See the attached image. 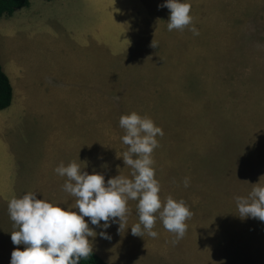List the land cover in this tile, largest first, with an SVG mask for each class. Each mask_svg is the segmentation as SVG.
Here are the masks:
<instances>
[{
    "label": "rangeland",
    "instance_id": "rangeland-1",
    "mask_svg": "<svg viewBox=\"0 0 264 264\" xmlns=\"http://www.w3.org/2000/svg\"><path fill=\"white\" fill-rule=\"evenodd\" d=\"M186 2L198 36L168 30L164 0H33L0 19V58L14 90L8 117L0 118V138L8 140L0 158L21 160L19 177L23 165L31 175L17 198L36 192L78 212L63 190L67 178L54 171L61 162H76L105 182L132 178L120 117L136 112L163 130L152 153L159 196L185 202L193 213L187 231L174 244L159 218L156 238L119 231L118 223L106 230L89 223L97 233L88 238L93 251L112 264L125 254L133 264L264 257V222L240 218L236 203L264 185V0ZM93 163L104 165L95 171ZM13 197L0 194V237L7 241L16 227L8 212ZM137 203L128 201L123 227L139 223ZM16 248L24 250L8 243L5 264ZM111 248L118 252L112 261Z\"/></svg>",
    "mask_w": 264,
    "mask_h": 264
},
{
    "label": "clouds",
    "instance_id": "clouds-1",
    "mask_svg": "<svg viewBox=\"0 0 264 264\" xmlns=\"http://www.w3.org/2000/svg\"><path fill=\"white\" fill-rule=\"evenodd\" d=\"M159 7L170 12L169 31L188 28L193 35H199L192 24L191 5L186 0H164ZM152 46L157 45L152 42ZM119 125L126 133L122 142L128 146L122 158L125 166L133 170L132 178L119 174L105 182L102 174H89L76 162L67 166L61 162L54 171L67 178L63 190L75 198L74 209L78 212L37 199L36 192L13 197L8 202V212L17 230L11 233V241L14 245H24V250L14 249L10 264H79L93 252L88 238L97 236L89 223L104 230L118 223L120 231L127 222L129 200L138 201L139 223L131 227L132 235L143 237L146 233L156 238L158 233L153 229L159 218L164 228L175 235L174 244L185 236L186 221L193 213L183 200L169 196L162 202L160 185L155 179L152 153L159 146L157 136L162 137L163 130L151 118L136 112L122 115ZM189 184L186 177L184 186L187 188ZM255 185L247 197H236L238 215L264 222V185ZM85 217L89 218L87 222ZM99 236L111 239L106 231H101Z\"/></svg>",
    "mask_w": 264,
    "mask_h": 264
},
{
    "label": "crops",
    "instance_id": "crops-1",
    "mask_svg": "<svg viewBox=\"0 0 264 264\" xmlns=\"http://www.w3.org/2000/svg\"><path fill=\"white\" fill-rule=\"evenodd\" d=\"M5 58L7 59V57H5ZM0 61H1V58H0ZM2 66H3V64H2ZM3 69L8 75V71L5 70L4 66H3ZM10 80H11V78H10ZM11 83H12V81H11ZM12 86H13V84H12ZM17 91H19V87H17ZM13 93H14V90H13ZM5 117H8V108L4 109V110H0V118L2 119V118H5ZM6 129H7V127H6ZM7 142H8L7 138H5V139L0 138V146L7 147ZM6 154L8 155V153H6ZM20 162H21V160H16V159H13L12 157L0 158V194L8 193V198H10L12 196H15V197L20 196V189H21V186L23 184V179L25 177L28 178V177L31 176L29 174V172L26 170V167L23 165L22 166V170L24 172V176L19 177L18 173H21V171L19 172V170H20V166H19ZM103 165H101L100 163H93V164L90 165V167L93 170L97 171ZM107 165H112V164H106V166ZM107 174L108 173H106V175ZM15 185L19 186V191L17 193H16ZM27 185H29L28 182H27ZM36 191L39 192V189L37 188ZM130 215H131V218L133 220L137 221L135 208L132 209V211L130 212ZM132 226L133 225H129L127 227H122V229L131 230ZM11 230H12V232L16 231V227H12ZM263 239H264V235H263ZM7 240H4L3 238L0 237V251L6 252L4 254H0V264H5L8 261V253H7L8 252V243H10L11 240H9V241H7ZM258 241H259L260 245L264 244V240L259 239ZM213 245H216V247H217V246L220 245V242H217V243H215ZM18 247H21V246H18ZM115 247H116V249H121L120 245H115ZM254 249L258 252V247H254ZM116 253H118L117 250L114 251L113 248H111L110 251L107 252L108 258H110V260H111L112 259V255L116 254ZM125 255L127 256V259L125 260V256H124V258H123L124 260L120 264H133L135 262L132 259H130L127 254H125ZM246 259L247 260H239L235 264H239L241 261H242V264H264V257L261 254H259L256 257H246ZM106 261H109V259L106 260Z\"/></svg>",
    "mask_w": 264,
    "mask_h": 264
},
{
    "label": "trees",
    "instance_id": "trees-1",
    "mask_svg": "<svg viewBox=\"0 0 264 264\" xmlns=\"http://www.w3.org/2000/svg\"><path fill=\"white\" fill-rule=\"evenodd\" d=\"M33 0H0V19L4 16H13L21 8H28ZM50 1V0H48ZM13 101V86L10 77L4 71L0 61V110L7 109ZM79 264H112L104 260L94 251L86 260L81 259Z\"/></svg>",
    "mask_w": 264,
    "mask_h": 264
}]
</instances>
